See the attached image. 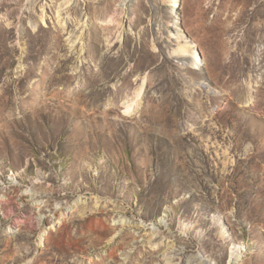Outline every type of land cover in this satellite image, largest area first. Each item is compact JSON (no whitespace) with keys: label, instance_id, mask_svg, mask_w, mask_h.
I'll return each instance as SVG.
<instances>
[{"label":"rangeland","instance_id":"rangeland-1","mask_svg":"<svg viewBox=\"0 0 264 264\" xmlns=\"http://www.w3.org/2000/svg\"><path fill=\"white\" fill-rule=\"evenodd\" d=\"M0 264H264V0H0Z\"/></svg>","mask_w":264,"mask_h":264},{"label":"bare ground","instance_id":"bare-ground-1","mask_svg":"<svg viewBox=\"0 0 264 264\" xmlns=\"http://www.w3.org/2000/svg\"><path fill=\"white\" fill-rule=\"evenodd\" d=\"M178 4V3H177ZM185 53L190 54V55H194L195 58H197V54L194 51V46L193 45H189L185 51ZM242 255V254H241ZM241 255H237L236 257H234L235 259H238L240 257H242Z\"/></svg>","mask_w":264,"mask_h":264}]
</instances>
